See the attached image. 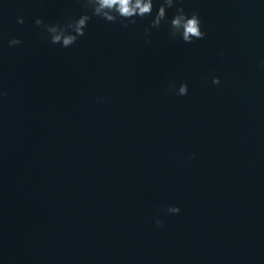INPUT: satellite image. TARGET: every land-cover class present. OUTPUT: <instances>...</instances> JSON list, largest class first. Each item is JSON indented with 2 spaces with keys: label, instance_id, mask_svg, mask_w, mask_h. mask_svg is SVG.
Returning a JSON list of instances; mask_svg holds the SVG:
<instances>
[{
  "label": "water",
  "instance_id": "1",
  "mask_svg": "<svg viewBox=\"0 0 264 264\" xmlns=\"http://www.w3.org/2000/svg\"><path fill=\"white\" fill-rule=\"evenodd\" d=\"M153 3L64 48L81 0H0V264H264V0H177L192 43Z\"/></svg>",
  "mask_w": 264,
  "mask_h": 264
},
{
  "label": "clouds",
  "instance_id": "2",
  "mask_svg": "<svg viewBox=\"0 0 264 264\" xmlns=\"http://www.w3.org/2000/svg\"><path fill=\"white\" fill-rule=\"evenodd\" d=\"M159 7L154 18L150 21L149 27L145 28V36L149 42L151 39L152 29H159L162 25L168 27L170 39H180L185 43H192L194 40L203 39L206 35L201 30V20L197 13L193 12L188 15L183 7H176L175 14L169 19L167 10L173 8L177 0H157ZM85 11L77 18L67 16L62 22L55 24H46L42 19L37 18L35 24L41 29L44 39L51 44H59L61 47H71L76 41L85 35V29L88 22L93 17H98L106 22L121 23L124 27L129 24H135L136 18L150 17L153 13V0H81ZM91 13L89 15L88 13ZM17 22L24 23L23 17H19ZM21 40L12 38L8 41L9 46L20 45ZM223 55V52L220 53ZM213 84H219V77H214ZM168 91L174 92L177 96L187 95L188 86L182 83L178 90L174 84H170ZM6 93L0 92V96ZM194 158V157H193ZM169 214H178L180 208L178 206H169L166 208ZM157 226H163V221L157 218L155 220Z\"/></svg>",
  "mask_w": 264,
  "mask_h": 264
}]
</instances>
